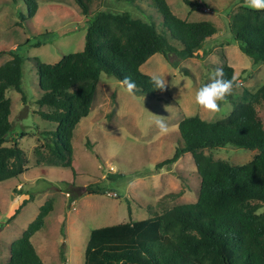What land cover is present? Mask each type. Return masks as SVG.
<instances>
[{
  "label": "rangeland",
  "instance_id": "374dc122",
  "mask_svg": "<svg viewBox=\"0 0 264 264\" xmlns=\"http://www.w3.org/2000/svg\"><path fill=\"white\" fill-rule=\"evenodd\" d=\"M32 1L37 9L30 18L25 0H0V66L11 59L10 51L26 44L22 48L26 59L23 93L9 89L5 94L11 106V130L5 146L18 143L27 169L16 179L0 183V264H7L12 243L47 202L51 212L30 238L36 254L43 264H83L93 229L144 220L153 212L160 214L176 205L195 203L200 179L190 154L159 170L155 166L173 156L178 140L181 144L177 124L182 119H224L232 110L231 103L240 101L245 90L253 93L264 85V64L254 65L233 41L246 7L241 0H188L191 5L165 0L176 18L210 23L216 34L203 44L202 59L170 56L167 62L156 54L141 66L143 74H156L167 82L165 91L155 98L130 95L117 80L101 74L90 113L71 138L73 173L49 163L56 124L38 115L48 110L35 104L40 90L34 60L55 64L65 55L82 51L87 25L73 0ZM98 11L128 13L154 23L159 30L163 21L149 0H101L90 6L91 15ZM36 41L41 46L30 47ZM170 43L180 48L179 43ZM223 65L233 69L239 87L222 104L223 111L213 117L197 106L195 95ZM255 109L264 122V103ZM153 114L167 117V135L159 133ZM210 154L215 160L241 166L251 161L256 151L226 147ZM108 175L112 179L108 180ZM87 189L96 192L89 195ZM170 195L174 197L168 198ZM259 214H264V206Z\"/></svg>",
  "mask_w": 264,
  "mask_h": 264
},
{
  "label": "trees",
  "instance_id": "16d2710c",
  "mask_svg": "<svg viewBox=\"0 0 264 264\" xmlns=\"http://www.w3.org/2000/svg\"><path fill=\"white\" fill-rule=\"evenodd\" d=\"M26 1L31 18L37 6L32 0ZM73 1L87 25L82 51L65 55L55 64L34 60L40 90L35 104L48 110L38 115L56 124L51 133L49 163L72 172L71 138L79 122L90 113L101 74L120 84L123 78L130 77L137 85L135 95L155 98L165 90L156 89L151 77L140 71L141 66L156 54L167 62L170 56L202 59L203 44L216 34L210 23H188L176 18L165 0H149L163 19L160 30L154 23L128 13L98 11L91 15L90 6L101 0ZM241 2L244 4V0ZM239 19L242 24L233 41L254 65L264 64V11L246 6ZM171 41L179 43L180 48ZM39 46V41L30 43V47ZM23 47L26 44L10 51L11 59L0 66V183L16 179L27 170L18 143L5 146L11 130V106L5 94L9 89L23 93ZM221 69L225 78L233 77L231 67L223 65ZM261 103L264 85L253 93L245 90L240 101L231 103V112L222 120L204 122L196 116L182 119L177 124L181 144L178 140L173 156L155 168L170 166L190 154L200 179L195 203L176 205L160 214L153 212L144 220L93 229L83 264H264V214H259L264 206V122L255 109ZM226 147L256 154L241 166L215 160L210 154ZM107 179L112 177L108 175ZM87 191L89 195L96 192ZM50 212L51 203L40 207L35 220L12 243L7 264H43L30 238L42 228Z\"/></svg>",
  "mask_w": 264,
  "mask_h": 264
},
{
  "label": "clouds",
  "instance_id": "9594fccd",
  "mask_svg": "<svg viewBox=\"0 0 264 264\" xmlns=\"http://www.w3.org/2000/svg\"><path fill=\"white\" fill-rule=\"evenodd\" d=\"M244 4L251 10L264 11V0H244ZM150 79L156 89L161 91L166 89L167 82L162 76L154 74ZM121 84L130 95H135L137 85L130 77L123 78ZM237 87H239V83L235 76L231 79L225 78L223 69L217 68L212 73L210 82L197 90L195 103L199 108L215 117L223 111L222 104L227 103V97ZM153 116V123L159 130V133L161 135H167L170 131L167 117L158 114H153Z\"/></svg>",
  "mask_w": 264,
  "mask_h": 264
},
{
  "label": "water",
  "instance_id": "95a60500",
  "mask_svg": "<svg viewBox=\"0 0 264 264\" xmlns=\"http://www.w3.org/2000/svg\"><path fill=\"white\" fill-rule=\"evenodd\" d=\"M25 109H24V111H26L27 110V107H24Z\"/></svg>",
  "mask_w": 264,
  "mask_h": 264
},
{
  "label": "crops",
  "instance_id": "0c3cea01",
  "mask_svg": "<svg viewBox=\"0 0 264 264\" xmlns=\"http://www.w3.org/2000/svg\"><path fill=\"white\" fill-rule=\"evenodd\" d=\"M99 83V82H98ZM20 188V187H19Z\"/></svg>",
  "mask_w": 264,
  "mask_h": 264
}]
</instances>
